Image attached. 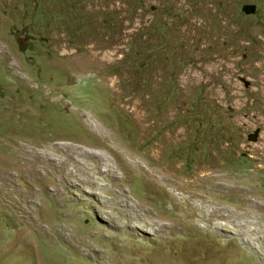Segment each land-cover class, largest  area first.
<instances>
[{"label":"rangeland","instance_id":"374dc122","mask_svg":"<svg viewBox=\"0 0 264 264\" xmlns=\"http://www.w3.org/2000/svg\"><path fill=\"white\" fill-rule=\"evenodd\" d=\"M0 264H264V0H0Z\"/></svg>","mask_w":264,"mask_h":264},{"label":"bare ground","instance_id":"6f19581e","mask_svg":"<svg viewBox=\"0 0 264 264\" xmlns=\"http://www.w3.org/2000/svg\"><path fill=\"white\" fill-rule=\"evenodd\" d=\"M94 58V57H93ZM71 151V150H70ZM76 165V164H75ZM60 167V166H59ZM169 174V173H168ZM168 176H170V175H168ZM205 176V175H204ZM201 177V176H200ZM207 177V176H206ZM211 177V176H210ZM156 179V178H155ZM157 179H158V181H156V182H160V184L161 185H163V183L164 182H167V181H170V180H172V179H169V178H165L163 175H161V176H158L157 177ZM200 179V178H199ZM201 179H202V177H201ZM206 180V179H205ZM197 182H199V181H197ZM196 183V182H195ZM187 184V183H186ZM193 184V182L191 183V185ZM208 185H209V183H208ZM213 185V184H212ZM217 187V186H216ZM196 194V193H195ZM170 199H172V197H169ZM172 200H174V199H172ZM221 216V215H220Z\"/></svg>","mask_w":264,"mask_h":264},{"label":"water","instance_id":"95a60500","mask_svg":"<svg viewBox=\"0 0 264 264\" xmlns=\"http://www.w3.org/2000/svg\"><path fill=\"white\" fill-rule=\"evenodd\" d=\"M245 11L248 13V12H251L252 9H251L250 7H247V8L245 9ZM258 133H259V132H255V134L250 135V136H249V140H250V141H255V140L257 139Z\"/></svg>","mask_w":264,"mask_h":264}]
</instances>
